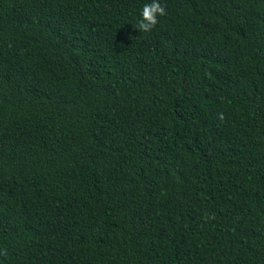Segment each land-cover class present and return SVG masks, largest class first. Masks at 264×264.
I'll list each match as a JSON object with an SVG mask.
<instances>
[{
  "label": "trees",
  "instance_id": "obj_1",
  "mask_svg": "<svg viewBox=\"0 0 264 264\" xmlns=\"http://www.w3.org/2000/svg\"><path fill=\"white\" fill-rule=\"evenodd\" d=\"M151 2L0 0V264H264V0Z\"/></svg>",
  "mask_w": 264,
  "mask_h": 264
},
{
  "label": "clouds",
  "instance_id": "obj_2",
  "mask_svg": "<svg viewBox=\"0 0 264 264\" xmlns=\"http://www.w3.org/2000/svg\"><path fill=\"white\" fill-rule=\"evenodd\" d=\"M163 15H166L165 7L161 5L159 0H152L151 3L143 6L141 19L133 27L138 31L148 32L158 23V16ZM218 118L222 121L225 118L224 114L218 113Z\"/></svg>",
  "mask_w": 264,
  "mask_h": 264
}]
</instances>
